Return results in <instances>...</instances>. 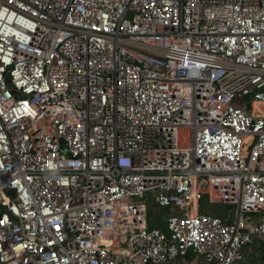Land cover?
<instances>
[{
    "label": "built area",
    "instance_id": "built-area-1",
    "mask_svg": "<svg viewBox=\"0 0 264 264\" xmlns=\"http://www.w3.org/2000/svg\"><path fill=\"white\" fill-rule=\"evenodd\" d=\"M256 103L264 0H0V264H245Z\"/></svg>",
    "mask_w": 264,
    "mask_h": 264
},
{
    "label": "rangeland",
    "instance_id": "rangeland-1",
    "mask_svg": "<svg viewBox=\"0 0 264 264\" xmlns=\"http://www.w3.org/2000/svg\"><path fill=\"white\" fill-rule=\"evenodd\" d=\"M199 205L202 207V209L205 210H212L216 213H220L221 215H224L228 212L229 206L224 204H211L209 201V196L207 193H202L199 196ZM169 211H172L170 209H160L157 205L153 204L151 205L149 209L151 222L154 224V220L157 219L156 225L160 227H166V224L163 221V218L167 216ZM125 247L128 246L127 243L124 244ZM196 259L197 257L194 256ZM250 261L252 262L250 264H264V248L262 247H254L252 248L251 255H250Z\"/></svg>",
    "mask_w": 264,
    "mask_h": 264
},
{
    "label": "bare ground",
    "instance_id": "bare-ground-1",
    "mask_svg": "<svg viewBox=\"0 0 264 264\" xmlns=\"http://www.w3.org/2000/svg\"><path fill=\"white\" fill-rule=\"evenodd\" d=\"M256 108H259L261 111H264V105L258 104L256 103ZM246 140H248V138H246Z\"/></svg>",
    "mask_w": 264,
    "mask_h": 264
},
{
    "label": "crops",
    "instance_id": "crops-1",
    "mask_svg": "<svg viewBox=\"0 0 264 264\" xmlns=\"http://www.w3.org/2000/svg\"><path fill=\"white\" fill-rule=\"evenodd\" d=\"M251 258H248L247 262L245 264H250L252 260L250 261Z\"/></svg>",
    "mask_w": 264,
    "mask_h": 264
},
{
    "label": "water",
    "instance_id": "water-1",
    "mask_svg": "<svg viewBox=\"0 0 264 264\" xmlns=\"http://www.w3.org/2000/svg\"><path fill=\"white\" fill-rule=\"evenodd\" d=\"M204 189H206V186H204ZM1 211H2V208H0V213H1Z\"/></svg>",
    "mask_w": 264,
    "mask_h": 264
},
{
    "label": "trees",
    "instance_id": "trees-1",
    "mask_svg": "<svg viewBox=\"0 0 264 264\" xmlns=\"http://www.w3.org/2000/svg\"><path fill=\"white\" fill-rule=\"evenodd\" d=\"M152 225V224H151Z\"/></svg>",
    "mask_w": 264,
    "mask_h": 264
}]
</instances>
